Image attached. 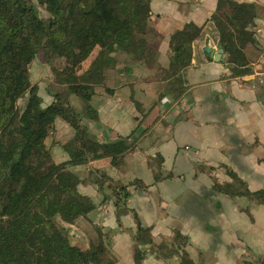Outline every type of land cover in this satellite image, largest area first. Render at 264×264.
<instances>
[{
	"label": "crops",
	"instance_id": "1",
	"mask_svg": "<svg viewBox=\"0 0 264 264\" xmlns=\"http://www.w3.org/2000/svg\"><path fill=\"white\" fill-rule=\"evenodd\" d=\"M219 5V0H152L151 22L160 40L150 36L149 43L157 50L156 59L129 68L128 56L115 54L114 73L107 74L92 99L99 116L88 123L94 137L104 142L131 135L137 139L136 149L119 166L102 159L69 169L80 179L79 192L96 205L76 226L90 241L97 239V226L112 230L108 253L114 264H136L132 236L137 226L130 210L153 228L155 245L164 256L179 231L190 239L188 252L195 264L264 259V204L213 191L214 180L228 191L239 187L228 171L249 191H264V88L255 82L264 70V0H224L220 5L221 14L233 17V30L255 25V45L245 49L237 64H227L225 52L219 62L206 52L219 51L210 25ZM191 23L203 34L195 42L192 64L183 72L184 93L174 101L173 79L165 73L171 61L170 38ZM53 100L48 95L44 105ZM73 136L58 120L51 139L56 164L69 161L65 146ZM198 165H205L206 171L198 172ZM156 174L173 177L156 182ZM136 179L149 189L129 187L127 208L118 205L124 192L119 194L116 185ZM146 250L141 264H180L178 256L162 259L155 250Z\"/></svg>",
	"mask_w": 264,
	"mask_h": 264
},
{
	"label": "trees",
	"instance_id": "2",
	"mask_svg": "<svg viewBox=\"0 0 264 264\" xmlns=\"http://www.w3.org/2000/svg\"><path fill=\"white\" fill-rule=\"evenodd\" d=\"M220 5L224 0H219ZM152 0H0V264H114L104 262L112 230L96 227V241L75 245L67 226H76L96 209L78 190L80 179L71 167L110 159L113 166L136 149L133 136L114 142L94 137L88 123L98 121L92 99L117 61L115 54L130 60L129 68L156 59L149 37L160 40L152 27ZM210 25L219 45L227 48L226 63H239L248 46L255 45L254 23L233 30V17L221 14ZM47 13L42 17L40 10ZM202 28L187 24L170 38L171 61L165 72L173 79V100L183 95V72L192 64L195 42ZM40 57L50 68L53 82L43 91L31 81V66ZM46 87V86H45ZM40 91L53 97L44 105ZM109 91H111L109 89ZM79 99L81 109L70 99ZM21 104V102H23ZM58 120L74 132L65 146L69 161L56 164L51 142ZM205 172V165H198ZM214 168H210V171ZM228 175L239 186L226 190L214 180L213 191L230 197L245 196L264 204V191L251 192L233 171ZM156 174L155 181L172 178ZM214 179V178H213ZM147 191L141 179L118 184L126 207L128 188ZM133 258L141 264L146 248L162 259L178 256L180 264H195L188 252L190 239L175 231L171 251L164 256L155 245L151 226H144L137 213ZM250 264H264V259Z\"/></svg>",
	"mask_w": 264,
	"mask_h": 264
},
{
	"label": "rangeland",
	"instance_id": "3",
	"mask_svg": "<svg viewBox=\"0 0 264 264\" xmlns=\"http://www.w3.org/2000/svg\"><path fill=\"white\" fill-rule=\"evenodd\" d=\"M41 16L42 17H47V13L44 12L42 9L40 10ZM31 81L33 82H39L41 83V87L43 88V91H47V86L53 82V77L51 74V70L49 67H47L43 61L41 60L40 57H38L36 59V61H34L33 65L31 66ZM108 73H114L113 69L108 70ZM38 80V81H37ZM46 86V87H45ZM43 91H40V95L45 99V101H47V97L48 95H46V93H44ZM73 103V105L75 107H77L78 109H81L83 105L79 104V99H76L74 97V99H70ZM23 102H21V104H23ZM227 187H229L227 185ZM67 228H69L70 233H71V237H72V242L75 245H80L83 247H87L88 244L90 243L89 237L86 235V237H83L80 233V227L77 226H73V227H69L66 225ZM80 237H79V236ZM84 238V239H83ZM94 240V239H93ZM97 239H95L94 241H96ZM111 258L110 253H106L104 256V262L108 261Z\"/></svg>",
	"mask_w": 264,
	"mask_h": 264
},
{
	"label": "water",
	"instance_id": "4",
	"mask_svg": "<svg viewBox=\"0 0 264 264\" xmlns=\"http://www.w3.org/2000/svg\"><path fill=\"white\" fill-rule=\"evenodd\" d=\"M227 48V45L225 46H222V45H219V51L218 53L216 54L215 51H212L210 50V48H207L206 49V52L207 53H210V59L216 61V62H219L223 56V53H224V50Z\"/></svg>",
	"mask_w": 264,
	"mask_h": 264
},
{
	"label": "built area",
	"instance_id": "5",
	"mask_svg": "<svg viewBox=\"0 0 264 264\" xmlns=\"http://www.w3.org/2000/svg\"><path fill=\"white\" fill-rule=\"evenodd\" d=\"M256 85L264 88V70L256 75Z\"/></svg>",
	"mask_w": 264,
	"mask_h": 264
}]
</instances>
